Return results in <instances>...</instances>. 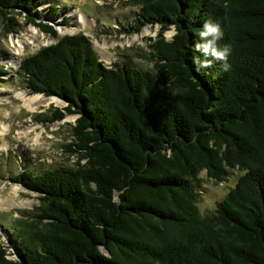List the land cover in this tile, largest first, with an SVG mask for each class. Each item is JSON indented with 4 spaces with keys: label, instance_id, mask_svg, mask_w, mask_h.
<instances>
[{
    "label": "trees",
    "instance_id": "obj_1",
    "mask_svg": "<svg viewBox=\"0 0 264 264\" xmlns=\"http://www.w3.org/2000/svg\"><path fill=\"white\" fill-rule=\"evenodd\" d=\"M128 1L136 32L161 27L149 39L155 73L106 66L83 34L57 39L37 22L31 0H0L11 32L18 11L57 39L21 59L16 78L66 104L51 122L77 115L79 155L76 168L13 178L37 194L46 228L14 237L11 258L0 245V264H264V0ZM209 20L223 32L218 46L231 47L227 71L193 64ZM232 170L242 173L235 186L201 218L197 174L223 182Z\"/></svg>",
    "mask_w": 264,
    "mask_h": 264
},
{
    "label": "rangeland",
    "instance_id": "obj_2",
    "mask_svg": "<svg viewBox=\"0 0 264 264\" xmlns=\"http://www.w3.org/2000/svg\"><path fill=\"white\" fill-rule=\"evenodd\" d=\"M31 1L36 6L33 13L39 15L36 21L52 27L57 39L83 34L106 66L123 63L135 70L155 73L149 39L157 38L161 27L158 24L147 25L136 32L133 22L139 7L134 3L128 0ZM54 9L57 12L53 14ZM18 13L8 14L15 20L12 32L0 14V45L9 54L0 58V67L6 71V74L0 73V245L8 249L10 258L13 257L14 237L27 231L28 227L38 231L46 228L43 224L46 221L41 222L39 218L42 211L37 194L14 183L13 178L26 170L40 174L59 168L73 169L79 162L78 153L70 151V148L76 150L71 144L72 127L77 115L64 112L63 120L51 122V112L64 108L66 104L56 97L29 95L24 82L16 78L19 59L21 61L57 41L29 24L25 13ZM56 15L59 16L54 21ZM31 29L36 30L39 37L32 35ZM174 34L171 27L163 36L169 41ZM18 39L24 41L25 47L22 54L15 57L12 41ZM160 80L164 89L179 91V87L171 81ZM20 93L26 97L41 96L44 103L33 106L34 110L30 111L16 96ZM241 174L232 170L223 182H215L204 171L197 174L194 186L199 198L195 206L201 218L214 215L216 203L235 186Z\"/></svg>",
    "mask_w": 264,
    "mask_h": 264
},
{
    "label": "clouds",
    "instance_id": "obj_3",
    "mask_svg": "<svg viewBox=\"0 0 264 264\" xmlns=\"http://www.w3.org/2000/svg\"><path fill=\"white\" fill-rule=\"evenodd\" d=\"M223 38V32L218 23L205 21L202 29L199 31V41L195 46V51L199 56H193V64L196 70L200 71L203 68L212 66L213 61H220L222 70L227 71L230 68L228 57L231 54L230 45L218 46V41Z\"/></svg>",
    "mask_w": 264,
    "mask_h": 264
},
{
    "label": "bare ground",
    "instance_id": "obj_4",
    "mask_svg": "<svg viewBox=\"0 0 264 264\" xmlns=\"http://www.w3.org/2000/svg\"><path fill=\"white\" fill-rule=\"evenodd\" d=\"M79 19L82 20L81 18H79ZM31 30H32L31 31L32 35L34 34V35L38 36V32L36 30H34V29H31ZM12 46L14 47V50H15L14 55H15V57H17V56H20L22 54L23 49L25 47V43H24V41L18 39V40L12 41ZM16 96H18V99L21 101V103L24 106V108H26V109H28L30 111L34 110L33 106L42 105L44 103L43 98L41 96H38V95L37 96L26 97L24 94L20 93V94H17ZM0 124L2 125L1 120H0Z\"/></svg>",
    "mask_w": 264,
    "mask_h": 264
},
{
    "label": "water",
    "instance_id": "obj_5",
    "mask_svg": "<svg viewBox=\"0 0 264 264\" xmlns=\"http://www.w3.org/2000/svg\"><path fill=\"white\" fill-rule=\"evenodd\" d=\"M19 63H20V59H19ZM59 99V98H58ZM60 100V99H59ZM60 101H62V100H60ZM63 102V101H62Z\"/></svg>",
    "mask_w": 264,
    "mask_h": 264
}]
</instances>
